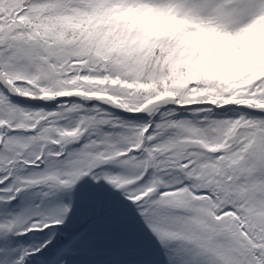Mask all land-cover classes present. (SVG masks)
Instances as JSON below:
<instances>
[{
  "label": "snow or ice",
  "instance_id": "6c2138e0",
  "mask_svg": "<svg viewBox=\"0 0 264 264\" xmlns=\"http://www.w3.org/2000/svg\"><path fill=\"white\" fill-rule=\"evenodd\" d=\"M85 184L140 264H264V0H0V264L94 255Z\"/></svg>",
  "mask_w": 264,
  "mask_h": 264
},
{
  "label": "trees",
  "instance_id": "16d2710c",
  "mask_svg": "<svg viewBox=\"0 0 264 264\" xmlns=\"http://www.w3.org/2000/svg\"><path fill=\"white\" fill-rule=\"evenodd\" d=\"M86 189L82 190L85 205L90 198H99L97 188L86 187ZM122 210L123 208L118 206L102 207L94 216L92 214L93 209H89L91 214L87 223L96 225L98 232L92 243L95 254L81 256L82 264L83 261L84 264H100L106 263L109 259H114L118 256V249L121 244L124 247L123 254H125L124 249L127 246L134 252H141L142 238L136 221L130 210L127 212ZM107 244L109 245L107 246ZM78 264L81 263L78 262Z\"/></svg>",
  "mask_w": 264,
  "mask_h": 264
},
{
  "label": "rangeland",
  "instance_id": "374dc122",
  "mask_svg": "<svg viewBox=\"0 0 264 264\" xmlns=\"http://www.w3.org/2000/svg\"><path fill=\"white\" fill-rule=\"evenodd\" d=\"M86 187H89L87 184H85L84 186V190H87ZM92 188V187H90ZM99 191V198L103 199L105 201H110V206H118L121 208H124L123 204L120 202V200L118 199V195H114L110 192L105 191L104 189L101 190L99 188H97ZM104 194V195H103ZM103 195V196H102ZM97 213V211H95L93 209L92 214L95 216ZM109 244H107L108 246ZM121 247L118 249V256L115 257L114 259L118 262V264H140L141 261L145 260L146 257H144L141 252H134L133 250H130L129 247H125L124 249V253L123 254V245H120ZM83 259L81 257L78 258V262L82 264ZM84 264V261H83ZM100 264H106V263H100Z\"/></svg>",
  "mask_w": 264,
  "mask_h": 264
}]
</instances>
